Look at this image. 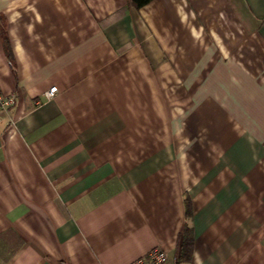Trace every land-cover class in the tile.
Wrapping results in <instances>:
<instances>
[{
	"label": "crops",
	"instance_id": "obj_1",
	"mask_svg": "<svg viewBox=\"0 0 264 264\" xmlns=\"http://www.w3.org/2000/svg\"><path fill=\"white\" fill-rule=\"evenodd\" d=\"M0 89V264H264V0H0Z\"/></svg>",
	"mask_w": 264,
	"mask_h": 264
},
{
	"label": "built area",
	"instance_id": "obj_2",
	"mask_svg": "<svg viewBox=\"0 0 264 264\" xmlns=\"http://www.w3.org/2000/svg\"><path fill=\"white\" fill-rule=\"evenodd\" d=\"M57 86L51 87L46 92V97L51 98L54 96ZM14 94H4L0 89V109L8 111L10 106L15 103ZM128 264H180L178 258H171L168 252L162 247L156 246L151 248L147 253L141 255L135 260L131 261Z\"/></svg>",
	"mask_w": 264,
	"mask_h": 264
},
{
	"label": "trees",
	"instance_id": "obj_3",
	"mask_svg": "<svg viewBox=\"0 0 264 264\" xmlns=\"http://www.w3.org/2000/svg\"><path fill=\"white\" fill-rule=\"evenodd\" d=\"M133 1L135 2V4L137 6H143L144 4L149 2L150 0H133ZM189 206H190V203L188 202V204H187L188 210H189ZM189 253H190V248L188 246V243L186 242V244L183 247V250L181 251V256L188 257Z\"/></svg>",
	"mask_w": 264,
	"mask_h": 264
},
{
	"label": "clouds",
	"instance_id": "obj_4",
	"mask_svg": "<svg viewBox=\"0 0 264 264\" xmlns=\"http://www.w3.org/2000/svg\"><path fill=\"white\" fill-rule=\"evenodd\" d=\"M196 255H198V254H196Z\"/></svg>",
	"mask_w": 264,
	"mask_h": 264
}]
</instances>
